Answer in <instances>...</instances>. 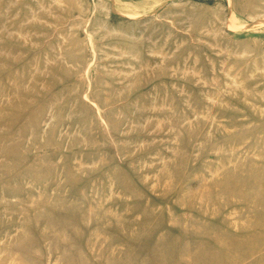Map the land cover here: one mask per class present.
I'll list each match as a JSON object with an SVG mask.
<instances>
[{
	"label": "rangeland",
	"instance_id": "1",
	"mask_svg": "<svg viewBox=\"0 0 264 264\" xmlns=\"http://www.w3.org/2000/svg\"><path fill=\"white\" fill-rule=\"evenodd\" d=\"M0 264H264V0H0Z\"/></svg>",
	"mask_w": 264,
	"mask_h": 264
}]
</instances>
